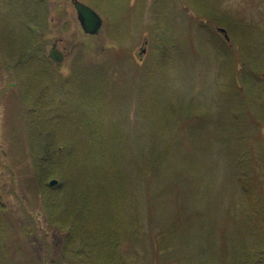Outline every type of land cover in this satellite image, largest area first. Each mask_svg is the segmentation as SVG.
<instances>
[{
	"label": "rangeland",
	"instance_id": "obj_1",
	"mask_svg": "<svg viewBox=\"0 0 264 264\" xmlns=\"http://www.w3.org/2000/svg\"><path fill=\"white\" fill-rule=\"evenodd\" d=\"M27 1L0 0V264H31L32 251L63 264L67 232L47 222L27 159L32 127L68 168L45 191L57 212L76 211L90 264H152L155 249L159 264H258L264 0H84L103 18L90 37L70 1L40 2L49 19L62 8L42 33ZM56 34L69 57L53 66Z\"/></svg>",
	"mask_w": 264,
	"mask_h": 264
},
{
	"label": "trees",
	"instance_id": "obj_2",
	"mask_svg": "<svg viewBox=\"0 0 264 264\" xmlns=\"http://www.w3.org/2000/svg\"><path fill=\"white\" fill-rule=\"evenodd\" d=\"M42 1L43 0H39V1L38 0L37 1L36 0H28L27 2H30V3L32 2L33 9H31L29 12H27L26 16L28 17V15H31L34 12V8L37 9L40 6V2H42ZM29 4L27 5V7L29 6ZM216 13L219 16H221L222 18L227 17V13H225L224 11H220V12L218 11ZM229 21H231V20L229 18H226L223 22H225L227 24V23H229ZM34 22L37 23V21H34ZM10 33L13 34V32H10ZM31 33H33V32H31ZM228 34H229V32H228ZM12 36H14V35H12ZM32 40H33V38H32V36H30L28 42L25 41V43L22 45L23 48H19V50H22L19 53L20 54V67L22 65V60L26 59L25 58V56H27L26 52L31 51V47L30 46L33 43ZM17 49L18 48H16V50ZM7 54H8V52H7ZM25 64H27V63H25ZM49 66H50V64H49ZM23 72H24V76H23ZM17 76L19 77L18 81L20 83H21V81L23 82V80H24V82H25V80H26V84H27L28 81L25 78V70L21 69V74L17 73ZM23 83H21L22 85L20 84L23 87L19 86L21 91L24 90V88H25L24 86H26ZM35 95H36V93H33V96H35ZM27 96H28V98L27 99L24 98V101H27V102L30 103L32 101L31 98L33 96L29 95V94L26 95V97ZM29 106H31V105L26 106L28 111H29ZM43 106L45 107V104ZM31 109H33V108H31ZM31 126H32V124H31ZM33 130L34 129L32 127L31 130L29 131V133H27L28 138L31 140L30 145H32V146H31L29 154H27V153L26 154H27V159L28 160H32L31 162H33V170L38 175L37 176L38 177V182H35L36 183L35 185H36V188L38 190L41 189V193H42V196H43L42 199H41L42 200L41 207H42L43 211L45 212L46 220H47V222L49 223V225L51 227L59 228L62 231H66L67 232L66 240L64 241V245H63V254L64 255L60 256L62 258L61 261H62L63 264H73L72 262H70L66 258V257H68V255L70 256V255L73 254L72 256H77L79 258V260H85L87 264H90L89 258H90V254L91 253H90V251H88V248L90 250V240H91V238H88L85 235V232H84V230L82 228V223H80V221H78V217H77V215H75L76 211H74V213H69V214H66V215L65 214L62 215L61 213L57 212L56 205H57V202H59L60 199L53 198L51 195L47 196L46 195V191H45V187L47 185L50 186V181H51L50 179L58 178L60 181L61 180L66 181L67 180L66 179L67 175L69 174L68 168H66V166H64V167L60 166L58 164V162H56V161L52 162L51 158L47 160L48 157L44 156V155H46V153H43V152L41 153L40 150H39V147H38V144H37V141H38L37 140V136L34 134ZM50 150H51V147H50ZM32 182H34V181L32 180ZM60 185H61V182H60ZM72 187H76V186L74 185ZM77 198H81V196L77 195ZM0 202H2L1 203L2 207H4L3 201L1 200ZM255 206H256L255 214L257 216H260L261 212H260L259 206H258V208H257V204ZM74 230H75V232H74ZM76 233L79 234L80 237H78L76 235ZM73 234H75V235H73ZM85 236H86V238H85ZM118 245H119V241H118ZM118 245L116 244V247H115L116 248V256H117V253L120 251V248H121L120 245H119V247H118ZM156 252L157 251L155 249L154 250V255H155L154 262L155 263H152V264H159L157 262V260H156ZM31 253L32 254L30 256V259L28 257L30 263L33 264V262L34 263L36 262L37 264H40V262H38V261H41L40 256L37 255L36 252H34V251H32ZM258 257H259V263L258 264H264V252L263 251H261L258 254ZM56 261H57V257L55 259L51 260L52 264H56Z\"/></svg>",
	"mask_w": 264,
	"mask_h": 264
},
{
	"label": "flooded vegetation",
	"instance_id": "obj_3",
	"mask_svg": "<svg viewBox=\"0 0 264 264\" xmlns=\"http://www.w3.org/2000/svg\"><path fill=\"white\" fill-rule=\"evenodd\" d=\"M68 1H70V3H72V6H73V8H74V11H75V13H76V15H75V17H77V22H78V24L81 26V31H82V33L84 34V36L85 37H90V36H97L96 34H90V33H87L85 30H84V28H83V26H82V23H81V20H80V18H79V14H78V11H77V9H76V6H75V4H74V0H68ZM79 1H81V2H83V3H85L84 2V0H79ZM55 2H53V4H54ZM86 4V3H85ZM87 5H89V4H87ZM89 6H91V5H89ZM92 7V6H91ZM93 8V7H92ZM51 9H52V17L49 19L48 18V14L47 13H45V15H43L42 13H41V10H44V11H47L48 12V7H42V4L40 3V6L37 8V9H35L34 10V12L31 14V15H29V21H37L38 23L40 22V24L41 25H39V26H41V33L44 31V25H47L48 23H50V22H54L56 19H55V17H54V13H56V12H58V14H57V19H62V16L60 15L59 16V14H60V12L62 11V8L59 10L58 9V7H56L55 5L54 6H52L51 5ZM95 9V8H94ZM96 10V9H95ZM97 11V10H96ZM98 12V11H97ZM44 16V17H43ZM26 18H28L27 16H26ZM49 19V20H48ZM28 20V19H27ZM31 25V24H30ZM54 25V24H53ZM38 28V27H37ZM56 37L54 38V40L52 39L51 40V44H52V46H51V49H50V51H49V53H48V56H49V59H50V63L53 65V66H56V65H58L59 63H61V62H63V61H65L68 57H69V52L67 51V45H65V44H63L62 46H61V43H63V41H64V38L63 37H57V34L55 35ZM59 59V60H58ZM50 64V65H51ZM52 66V67H53Z\"/></svg>",
	"mask_w": 264,
	"mask_h": 264
},
{
	"label": "water",
	"instance_id": "obj_4",
	"mask_svg": "<svg viewBox=\"0 0 264 264\" xmlns=\"http://www.w3.org/2000/svg\"><path fill=\"white\" fill-rule=\"evenodd\" d=\"M74 4L84 30L87 33L98 34L102 25V17L93 8L80 2L79 0H74ZM219 31L225 33L227 39H229V36L224 28H219ZM56 182L57 180L53 179L50 181V184L54 185Z\"/></svg>",
	"mask_w": 264,
	"mask_h": 264
}]
</instances>
